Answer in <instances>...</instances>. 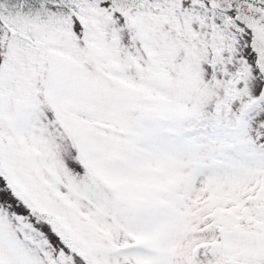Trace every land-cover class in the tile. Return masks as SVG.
<instances>
[{"label":"snow or ice","instance_id":"obj_1","mask_svg":"<svg viewBox=\"0 0 264 264\" xmlns=\"http://www.w3.org/2000/svg\"><path fill=\"white\" fill-rule=\"evenodd\" d=\"M0 264H264V0H0Z\"/></svg>","mask_w":264,"mask_h":264}]
</instances>
